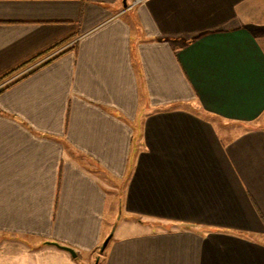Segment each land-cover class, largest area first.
Masks as SVG:
<instances>
[{
	"label": "crops",
	"instance_id": "obj_1",
	"mask_svg": "<svg viewBox=\"0 0 264 264\" xmlns=\"http://www.w3.org/2000/svg\"><path fill=\"white\" fill-rule=\"evenodd\" d=\"M134 1L0 0V264H264V0Z\"/></svg>",
	"mask_w": 264,
	"mask_h": 264
},
{
	"label": "built area",
	"instance_id": "obj_2",
	"mask_svg": "<svg viewBox=\"0 0 264 264\" xmlns=\"http://www.w3.org/2000/svg\"><path fill=\"white\" fill-rule=\"evenodd\" d=\"M141 2H142V0H136V1H134L133 6H134V5H137V4L141 3ZM54 54H55V53H54ZM54 54L49 55V56L43 58L41 61L36 62L34 65H32L31 67L25 69L24 71H22L21 73H19V75H17L16 77L12 78L10 81L14 80L15 78H18L19 76H21V75H23L24 73H26V72L32 70V69L35 68V67L40 66L42 63H44V62L47 61L49 58H51ZM2 86H4V84H3V85H0V88H1Z\"/></svg>",
	"mask_w": 264,
	"mask_h": 264
},
{
	"label": "water",
	"instance_id": "obj_3",
	"mask_svg": "<svg viewBox=\"0 0 264 264\" xmlns=\"http://www.w3.org/2000/svg\"><path fill=\"white\" fill-rule=\"evenodd\" d=\"M110 237H111V236H110ZM110 237H108V238L104 241V243H103V245H102V247H101V250H102V251L106 248V246H107V244H108V242H109V240H110ZM66 250L69 251L73 256H75L74 251H72V250H70V249H66Z\"/></svg>",
	"mask_w": 264,
	"mask_h": 264
}]
</instances>
